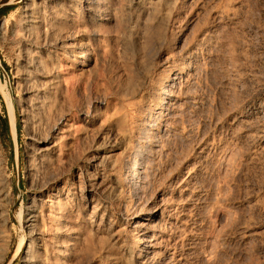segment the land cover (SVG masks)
<instances>
[{"label":"rangeland","instance_id":"1","mask_svg":"<svg viewBox=\"0 0 264 264\" xmlns=\"http://www.w3.org/2000/svg\"><path fill=\"white\" fill-rule=\"evenodd\" d=\"M0 84V264H264V0H0Z\"/></svg>","mask_w":264,"mask_h":264},{"label":"bare ground","instance_id":"2","mask_svg":"<svg viewBox=\"0 0 264 264\" xmlns=\"http://www.w3.org/2000/svg\"><path fill=\"white\" fill-rule=\"evenodd\" d=\"M42 1V0H41ZM150 2V1H149ZM38 3H39V1H38ZM30 4V3H29ZM28 4V5H29ZM76 4V3H75ZM34 5V4H33ZM41 5V4H40ZM59 5V4H58ZM67 5V4H66ZM99 5V4H98ZM49 6V5H48ZM62 6V5H61ZM145 6V5H144ZM25 7V6H24ZM28 7V6H27ZM70 7V6H69ZM41 8V7H40ZM66 8V7H65ZM108 8V7H107ZM45 9V8H44ZM43 9V10H44ZM49 9V8H48ZM50 9H51V7H50ZM57 9V8H56ZM38 10V9H37ZM53 10H55V9H53ZM146 10V9H145ZM113 11V10H112ZM41 13V12H40ZM47 13V12H46ZM51 13V12H50ZM50 13H49V15H50ZM144 13H145V11H144ZM66 15V14H65ZM147 15V14H146ZM40 16V15H39ZM38 16V14L32 9V8H29L28 9V12H27V15H26V20H25V25L23 24V26H22V28H21V26H18L17 24H16V22H14V23H12V24H10V26H7V28L9 29V31H10V35H11V40L12 41H18L19 40V38H21V37H24L26 40H29V41H31V42H36V41H38L39 39H40V36H41V29H42V26H44V25H41V21H43V18L41 17H39ZM68 17V16H67ZM76 17V16H75ZM146 17V16H145ZM61 18V17H60ZM42 19V20H41ZM64 19V18H63ZM66 19V18H65ZM73 19V18H72ZM46 20V19H45ZM62 20V19H61ZM23 21V20H22ZM48 21V20H47ZM55 21V20H54ZM60 22H62V21H60ZM76 22V21H75ZM8 23V22H7ZM70 23V22H69ZM9 24V23H8ZM74 24V23H73ZM76 24V23H75ZM64 25V24H63ZM52 26H54V25H52ZM58 27V26H57ZM63 27V26H62ZM68 27V26H67ZM70 28V27H69ZM65 29V28H64ZM141 29V28H140ZM8 31V30H7ZM43 32V31H42ZM55 32H57V31H55ZM44 33H45V31H44ZM54 34V33H53ZM58 34V33H57ZM62 34V33H61ZM56 35V34H55ZM60 35V34H59ZM46 36V35H45ZM55 37H57V36H55ZM61 37V36H60ZM58 38V37H57ZM47 40V39H46ZM52 40H53V38H52ZM56 40V39H55ZM40 41V40H39ZM49 41V40H48ZM59 41V40H58ZM24 42V41H23ZM29 43V42H28ZM44 43V42H43ZM36 44V43H35ZM28 45V44H27ZM40 46V45H39ZM34 47V46H33ZM20 48V47H19ZM25 49V48H24ZM28 50V49H27ZM24 51V50H23ZM84 54V53H83ZM28 55H29V53H28ZM82 55V54H81ZM87 55V54H86ZM85 55V56H86ZM27 56V55H26ZM37 56V55H36ZM85 56H83V57H85ZM81 58V57H80ZM79 60V59H78ZM77 60V61H78ZM87 60V59H86ZM82 62H83V60H82ZM81 62V63H82ZM76 63H78V62H76ZM79 64V63H78ZM84 64V63H83ZM82 64V65H83ZM33 66H36V65H33ZM39 66V65H38ZM78 66V65H77ZM80 66V65H79ZM43 72V71H42ZM45 73V72H44ZM1 85V84H0ZM0 90L1 91H3V86L1 85V87H0ZM5 96H7L6 94H5ZM10 100V99H9ZM7 102H8V100H7ZM12 102V101H11ZM263 105H264V103H263ZM8 106H9V108H10V103L8 102ZM13 109V108H12ZM10 121H11V119H10ZM11 129H12V131L14 130V124H13V120L11 121ZM46 147H49V146H44V148L46 149ZM48 151V150H47ZM111 156V155H110ZM134 162H136V161H134ZM142 162V161H141ZM141 164V163H140ZM140 164H139V166H140ZM135 165V164H134ZM48 167V166H47ZM140 168H141V166H140ZM142 168H143V165H142ZM144 169V168H143ZM142 170V169H141ZM137 171V170H136ZM137 173H139V172H137ZM135 179V178H134ZM138 179V178H137ZM128 181V180H127ZM129 182H130V180H129ZM132 183H133V180H132ZM137 183V182H136ZM130 185V184H129ZM136 186V185H135ZM131 187V186H130ZM129 187V188H130ZM133 187V186H132ZM131 187V188H132ZM117 191H119V190H117ZM54 203V202H53ZM56 205V206H55ZM54 206L55 207H57L58 208V217L56 218L57 219V221H58V225L57 226H64V228H65V226H66V224H65V220L66 219H68V212L66 211V207L64 208V205L63 204H61V203H59V202H55L54 203ZM36 211V210H35ZM35 214V213H34ZM38 214V213H37ZM36 215V214H35ZM148 217V216H147ZM80 219V218H79ZM56 220H55V222H57ZM63 223H64V225H63ZM74 226V225H73ZM77 226V225H76ZM79 226V225H78ZM57 228H59V227H57ZM74 228V227H73ZM75 229H77V228H75ZM79 229V228H78ZM59 230V229H58ZM62 230V229H61ZM66 230V229H65ZM70 230V229H69ZM80 230V229H79ZM79 230H78V232H79ZM75 231V230H74ZM70 232V231H69ZM76 232H77V230H76ZM68 233V232H67ZM76 236V235H75ZM149 237V236H148ZM152 237V236H151ZM145 239V238H144ZM60 240V239H59ZM151 240H153V238H151ZM79 241V240H78ZM148 241H150V239L148 240ZM140 242H142V240H140ZM139 244V243H138ZM153 244V243H152ZM141 245V244H140ZM147 245H149V243L147 244ZM57 246V245H56ZM138 246V245H137ZM44 247V246H43ZM30 248V247H29ZM32 248V247H31ZM56 248H58V247H56ZM65 248V247H64ZM57 250V249H56ZM138 250V249H137ZM140 250V249H139ZM144 250V249H143ZM59 251V250H58ZM147 252V251H146ZM30 253V252H29ZM43 253V252H42ZM63 253L65 254V252L63 251ZM37 255V254H36ZM114 255V254H113ZM117 255V254H116ZM27 256V255H26ZM40 256V255H39ZM29 257H30V255H29ZM45 258V257H44ZM41 259V258H37V263L38 264H45V262H46V258L45 259ZM27 259V263H29L30 264V261H29V258H26ZM48 259V258H47ZM49 260V259H48ZM59 260V259H58ZM33 261V260H32ZM31 261V262H32ZM26 262V261H25ZM49 262H51V261H49ZM48 262V263H49ZM58 262V261H57ZM64 261H60V262H58V264H60V263H63ZM53 263V262H52ZM56 263V262H55ZM54 263V264H55ZM35 264V263H34ZM49 264H51V263H49ZM65 264H67V263H65Z\"/></svg>","mask_w":264,"mask_h":264}]
</instances>
